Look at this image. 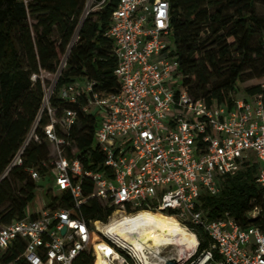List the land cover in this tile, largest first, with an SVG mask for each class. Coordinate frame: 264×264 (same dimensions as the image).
<instances>
[{"label": "built area", "instance_id": "obj_1", "mask_svg": "<svg viewBox=\"0 0 264 264\" xmlns=\"http://www.w3.org/2000/svg\"><path fill=\"white\" fill-rule=\"evenodd\" d=\"M105 1L87 0L83 17L89 13V2L99 7ZM170 1L117 0L108 37L114 43L118 94L100 97L92 92L90 81L80 87L65 85L57 93L71 104L77 101L79 88L87 96L83 111L98 118L93 138L103 156L99 171L85 170L73 156L74 150L71 157L65 154L69 143L55 135L53 126L66 132L76 114L65 109L56 118L48 103L51 89L45 95L43 108L50 124L44 134L52 146L49 165L55 190L69 193L78 212L89 199L112 207L106 223H86L65 208L46 205L31 215L25 213L22 220L0 226V257L16 241L14 248L21 245L22 250L15 261L22 259L25 264H71L82 251L91 252L93 264L97 259L106 264H166L168 260L175 264H264V231L255 226L240 228L227 214L208 221L199 210L201 193L217 195L219 179L236 174L246 162L259 165L255 183L264 200V95L236 98L227 109L207 105L182 89L178 63L170 56ZM26 144L2 176L20 165ZM28 173L39 181L36 171ZM83 181L90 183V192L83 189ZM141 212L173 218L195 238V245L165 256L161 248L157 252L144 245L137 248L95 226L104 228ZM261 213L254 207L248 217ZM196 229L209 242L201 251ZM92 232L104 241L90 245Z\"/></svg>", "mask_w": 264, "mask_h": 264}, {"label": "trees", "instance_id": "obj_2", "mask_svg": "<svg viewBox=\"0 0 264 264\" xmlns=\"http://www.w3.org/2000/svg\"><path fill=\"white\" fill-rule=\"evenodd\" d=\"M87 0H0V226L22 220L27 206L40 188L39 181L50 173L49 149L44 128L50 118L43 108L45 80L54 75L48 99L56 118L63 110L76 114L75 123L63 132L53 126L55 135L68 142L85 170L99 171L103 156L94 144L98 118L83 111L87 96L80 91L73 104L57 97L65 85L80 87L93 83L100 97L118 94L120 83L114 43L108 37L110 18L117 0H106L83 17ZM170 56L178 63L180 87L192 98L207 105L230 108L241 89L240 98L264 95V0H171L169 3ZM64 60V67L60 63ZM250 83V84H248ZM248 84V85H246ZM32 132V137L27 140ZM19 166L2 176L16 152L24 145ZM45 164V165H44ZM259 165L246 162L232 176L220 178L215 196L201 193L199 210L208 220L228 215L240 228L259 227L264 231V200L255 176ZM28 170L38 173L39 181ZM83 189L91 191L89 182ZM48 208L60 207L73 218L106 223L113 208L89 199L79 212L69 193H46ZM257 207L261 215L248 217ZM35 215H32L34 218ZM166 217V216H165ZM198 251L208 246L201 229L195 230ZM104 241L92 232L89 244ZM9 247L0 264L15 261L22 247ZM19 246V245H18ZM13 264H25L22 259ZM71 264H93L90 251H82Z\"/></svg>", "mask_w": 264, "mask_h": 264}, {"label": "bare ground", "instance_id": "obj_3", "mask_svg": "<svg viewBox=\"0 0 264 264\" xmlns=\"http://www.w3.org/2000/svg\"><path fill=\"white\" fill-rule=\"evenodd\" d=\"M163 214L141 212L134 218L115 221L102 228H96L105 235H116L119 239L131 242L135 247L145 248L151 252L159 248L175 246L179 251H189L195 245V238L173 218ZM96 264H106L97 259Z\"/></svg>", "mask_w": 264, "mask_h": 264}, {"label": "rangeland", "instance_id": "obj_4", "mask_svg": "<svg viewBox=\"0 0 264 264\" xmlns=\"http://www.w3.org/2000/svg\"><path fill=\"white\" fill-rule=\"evenodd\" d=\"M97 4L95 2H89L88 3V10L89 13L93 12L97 9ZM41 79L45 80L46 83L44 84V91L45 94L47 93L48 89L54 84L55 82V76L54 75H48V74H43L41 76ZM250 84V83H248ZM246 84V85H248ZM239 98L243 97V93L240 90H238V93L236 94ZM45 99V98H44ZM45 101V100H44ZM32 135H28L27 140L31 138ZM48 149H49V154L52 151V146L51 144L47 143ZM40 188L37 189L35 193V198L34 200L27 206L25 213L26 215H31L32 213L40 211L44 206L48 204V197L46 196V193L48 190L52 191L53 196H56L58 193L55 190L54 184H55V177L50 173L45 179H42L39 181ZM178 248L175 246H167L164 248L160 249V252L162 255H174L177 252Z\"/></svg>", "mask_w": 264, "mask_h": 264}, {"label": "water", "instance_id": "obj_5", "mask_svg": "<svg viewBox=\"0 0 264 264\" xmlns=\"http://www.w3.org/2000/svg\"><path fill=\"white\" fill-rule=\"evenodd\" d=\"M61 233H64V229L61 231ZM166 264H175V262L173 260H168L166 261Z\"/></svg>", "mask_w": 264, "mask_h": 264}]
</instances>
